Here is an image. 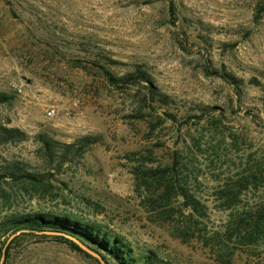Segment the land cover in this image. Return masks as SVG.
<instances>
[{
  "label": "rangeland",
  "instance_id": "1",
  "mask_svg": "<svg viewBox=\"0 0 264 264\" xmlns=\"http://www.w3.org/2000/svg\"><path fill=\"white\" fill-rule=\"evenodd\" d=\"M261 1L0 0V123L26 133L0 145V220L69 214L179 264H264ZM103 65L142 66L170 102L153 110L145 83L116 87ZM84 136L97 141L62 165L59 147ZM9 237L3 264H101L53 237Z\"/></svg>",
  "mask_w": 264,
  "mask_h": 264
},
{
  "label": "trees",
  "instance_id": "2",
  "mask_svg": "<svg viewBox=\"0 0 264 264\" xmlns=\"http://www.w3.org/2000/svg\"><path fill=\"white\" fill-rule=\"evenodd\" d=\"M257 12H264V0L259 3ZM102 73L112 85L119 88H124L131 83H145L148 90V97L151 99L150 105L153 110H157L161 108L162 104L170 102L171 96L160 91L158 85H156L152 79L151 73L142 66H137L133 70L118 74L113 71L109 65H103ZM215 73L234 84L236 88H241L240 82H242V79H239L229 71H220L217 69ZM11 99V94L6 91H0V104L9 103ZM149 99L144 97V102H149ZM155 102L160 103L155 105ZM206 108L207 110L214 109L213 106H207ZM164 114L168 118L177 121V116L174 113L166 110L164 111ZM142 116L143 115H139V117ZM25 137L26 133L21 129L17 127H8L3 123H0V145L14 141H21L25 139ZM96 141L97 137L84 136L77 142L66 144L65 147H59L60 151L57 152H60V163L63 165L70 160V156L78 155L81 151H84ZM42 143L49 158L54 159L57 143L44 136H42ZM5 173L12 178H17L19 175L14 169H8ZM24 176L30 177L33 184H40L44 178L34 174H26ZM162 176V172H159L157 175L158 178H161ZM168 188L169 191L170 186H168ZM239 191L240 190L234 192L232 196L234 195V198H236ZM187 201L190 203L198 202L196 199L190 197H187ZM261 230L262 228L260 224L257 223L255 231L259 233ZM16 233L18 234L14 237L12 242L25 235L53 237L58 241L69 244L71 248L81 251L87 256L93 257L82 249L76 241L67 236L70 235L99 253L107 264H179L170 258L162 256L154 249H137L125 236L108 230L102 224L82 221L73 218L69 214L38 211L25 214L15 213L0 220V242H3L2 240L6 236H11ZM10 248L11 245L5 248L7 256L10 254Z\"/></svg>",
  "mask_w": 264,
  "mask_h": 264
},
{
  "label": "water",
  "instance_id": "3",
  "mask_svg": "<svg viewBox=\"0 0 264 264\" xmlns=\"http://www.w3.org/2000/svg\"><path fill=\"white\" fill-rule=\"evenodd\" d=\"M18 233L16 234H13L9 237L8 241L6 242V245H8V243H10V241L17 235ZM69 238L73 239L74 241H76L82 249H84L86 252H88L89 254H91L92 256L96 257L100 262L101 264H107V262L102 258V256L95 252L94 250H92L90 247H88L86 244H84L83 242H81L80 240L70 236V235H67ZM5 259V249L3 251V254H2V257H1V261H0V264H3V261Z\"/></svg>",
  "mask_w": 264,
  "mask_h": 264
},
{
  "label": "built area",
  "instance_id": "4",
  "mask_svg": "<svg viewBox=\"0 0 264 264\" xmlns=\"http://www.w3.org/2000/svg\"><path fill=\"white\" fill-rule=\"evenodd\" d=\"M52 112H54V111H52Z\"/></svg>",
  "mask_w": 264,
  "mask_h": 264
}]
</instances>
